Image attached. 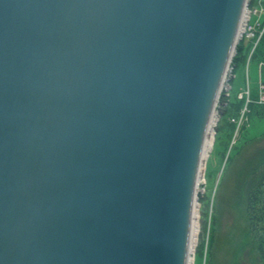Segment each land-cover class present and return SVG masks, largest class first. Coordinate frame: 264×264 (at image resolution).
Listing matches in <instances>:
<instances>
[{
  "label": "water",
  "instance_id": "95a60500",
  "mask_svg": "<svg viewBox=\"0 0 264 264\" xmlns=\"http://www.w3.org/2000/svg\"><path fill=\"white\" fill-rule=\"evenodd\" d=\"M245 3L0 0V264H187Z\"/></svg>",
  "mask_w": 264,
  "mask_h": 264
},
{
  "label": "rangeland",
  "instance_id": "374dc122",
  "mask_svg": "<svg viewBox=\"0 0 264 264\" xmlns=\"http://www.w3.org/2000/svg\"><path fill=\"white\" fill-rule=\"evenodd\" d=\"M248 9L250 15L246 23V31L238 45L244 39H246L245 43L252 40L254 36H251V32L258 30L259 24L264 20L262 0H250ZM257 42L258 38L254 42V47ZM253 48L245 61L234 62L237 55L236 48L231 62L232 71L229 77L228 89L222 91L217 103L216 110L219 119L215 127L214 143L205 163L203 182L200 184L198 193L200 233L192 264H207L208 238L213 227L216 228L215 233L213 231L214 264H255L256 255L248 245L243 205L245 185L243 180L249 165L259 160V158H264V121L253 120L244 124L245 120L243 121L240 117L227 150L224 142L228 133V115H225L221 121V112L225 107L224 98L232 101L235 98H244L245 104L253 97L257 96L258 98L259 84L262 79L264 80V63L251 60L250 56ZM224 94L225 97H223ZM221 122L222 128L218 130ZM243 142L246 143L239 151L235 152L233 146L235 144L239 146ZM229 157L233 158V164H226ZM262 160L264 166V159ZM205 216L207 227L206 232L203 233ZM202 237L205 239L203 249L201 246ZM201 249L202 252H200Z\"/></svg>",
  "mask_w": 264,
  "mask_h": 264
},
{
  "label": "trees",
  "instance_id": "16d2710c",
  "mask_svg": "<svg viewBox=\"0 0 264 264\" xmlns=\"http://www.w3.org/2000/svg\"><path fill=\"white\" fill-rule=\"evenodd\" d=\"M256 4V3H255ZM262 6L264 8V0H262ZM264 27V20L259 24L258 30H254V37L252 40L245 43L244 39L237 46V55L234 59V62L245 61L254 47V42L256 38L260 35ZM251 60H257L259 63H264V31L261 34L256 46L253 48L251 53ZM264 74V69H263ZM225 97V94L223 95ZM227 99V98H226ZM224 98L223 102L225 103V107L222 109V119L225 115H228L227 125H228V133L227 139L225 143V149L229 145L230 140L232 139L237 122L241 117L245 124L246 122H251L253 120L264 121V104H260L257 102V96L250 99V101L245 104L244 98L238 99L235 98L234 101L231 99L226 100ZM222 128V122L218 127V130ZM243 142L239 146L235 144L233 149L239 151L243 144ZM262 159L255 161L250 164L247 168L243 182L244 185V195H243V205H244V216L246 220L247 226V235H248V245L250 246L251 251L256 255L255 264H264V166L262 165ZM233 158L229 157L226 161V164H233ZM208 207V205H206ZM213 219V216H212ZM215 219V218H214ZM215 224V220H214ZM207 227V218L205 216L204 219V232H206ZM210 230V226H209ZM216 228L213 227L211 230V235L208 238V257L207 264H214V253H213V242H214V233ZM214 231V233H213ZM202 237V249L205 239ZM202 249L200 252H202Z\"/></svg>",
  "mask_w": 264,
  "mask_h": 264
},
{
  "label": "bare ground",
  "instance_id": "6f19581e",
  "mask_svg": "<svg viewBox=\"0 0 264 264\" xmlns=\"http://www.w3.org/2000/svg\"><path fill=\"white\" fill-rule=\"evenodd\" d=\"M249 2H250V0H246L244 10H243V14L241 17V21L239 24L238 32L236 35V40H239L241 38L242 34H244V32L246 31V23L248 22V18L250 15V13H249L250 11L248 9V3ZM231 60H232V56H231ZM229 67H230V65L228 64L222 82H224V80H225V76L227 74V71L229 70ZM221 86H222V90H220L219 93L224 91L223 83L221 84ZM216 107H217V103H216L215 110H214L212 119L210 121L209 127H208L206 141H205L203 155H202V160H201V165H200L198 185H197L196 194H195V201H194V209H193V218H192V227H191V235H190V244H189L187 264H192V262L194 260L193 257H194V253H195L196 243L198 240V235L200 233V210H199L200 205L198 203V193L200 191V184L203 182L205 163H206L207 158H208V156L212 150L213 143H214L215 127H216V124H217L218 119H219V114L216 110Z\"/></svg>",
  "mask_w": 264,
  "mask_h": 264
},
{
  "label": "built area",
  "instance_id": "2783aa9c",
  "mask_svg": "<svg viewBox=\"0 0 264 264\" xmlns=\"http://www.w3.org/2000/svg\"><path fill=\"white\" fill-rule=\"evenodd\" d=\"M263 31H264V27H263L262 31L260 32L258 40H259L261 34L263 33ZM251 36L252 37L254 36V30L251 32ZM229 65H230V67H229V70L227 71V74H226L225 80H224V90L228 89L229 77H230V73L232 71L231 64H229ZM257 102L260 104H264V80L263 79L260 81V84H259V94H258Z\"/></svg>",
  "mask_w": 264,
  "mask_h": 264
}]
</instances>
